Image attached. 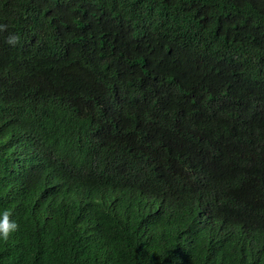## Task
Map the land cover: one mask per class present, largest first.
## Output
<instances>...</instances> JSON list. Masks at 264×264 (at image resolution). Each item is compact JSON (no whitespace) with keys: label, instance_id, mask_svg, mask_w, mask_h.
Here are the masks:
<instances>
[{"label":"trees","instance_id":"1","mask_svg":"<svg viewBox=\"0 0 264 264\" xmlns=\"http://www.w3.org/2000/svg\"><path fill=\"white\" fill-rule=\"evenodd\" d=\"M0 26V264H264V0H0Z\"/></svg>","mask_w":264,"mask_h":264},{"label":"clouds","instance_id":"2","mask_svg":"<svg viewBox=\"0 0 264 264\" xmlns=\"http://www.w3.org/2000/svg\"><path fill=\"white\" fill-rule=\"evenodd\" d=\"M18 39V35L10 33L6 42L14 46L18 42ZM20 227V223L13 218V214L9 209L0 208V241H8L20 230Z\"/></svg>","mask_w":264,"mask_h":264},{"label":"bare ground","instance_id":"3","mask_svg":"<svg viewBox=\"0 0 264 264\" xmlns=\"http://www.w3.org/2000/svg\"><path fill=\"white\" fill-rule=\"evenodd\" d=\"M115 117V116H114Z\"/></svg>","mask_w":264,"mask_h":264}]
</instances>
